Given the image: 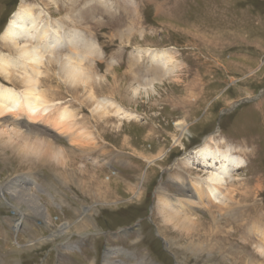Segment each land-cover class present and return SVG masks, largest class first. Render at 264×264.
I'll return each instance as SVG.
<instances>
[{"label": "rangeland", "instance_id": "374dc122", "mask_svg": "<svg viewBox=\"0 0 264 264\" xmlns=\"http://www.w3.org/2000/svg\"><path fill=\"white\" fill-rule=\"evenodd\" d=\"M79 1L74 12L70 0H0V38L21 4L44 10L46 22L79 28L95 43L84 63L96 100L134 118L109 107L95 113L89 90L58 78L54 65L44 88L73 110L95 144L74 145L33 123L64 149L73 165L66 170L0 141V185L32 184L49 219L14 202L26 214L21 223L0 192V264H104L109 249L120 251L112 258L118 264H264L254 247L264 236V0ZM9 48L0 39V52L15 55ZM147 49H170L174 73L152 64ZM179 122L188 126L180 145ZM210 137L246 165L224 190L227 204L200 209L203 227L180 232L159 215L158 190L191 195L179 178L190 185L207 175L181 158Z\"/></svg>", "mask_w": 264, "mask_h": 264}, {"label": "bare ground", "instance_id": "6f19581e", "mask_svg": "<svg viewBox=\"0 0 264 264\" xmlns=\"http://www.w3.org/2000/svg\"><path fill=\"white\" fill-rule=\"evenodd\" d=\"M76 1L79 0H70L72 11L75 9L72 6L77 3ZM37 8L21 4L0 38L4 46L10 47L9 49L15 52V55L0 52V77L7 83L0 82V141L5 147L6 145L14 147L25 155L36 156L43 162L55 161L64 169L69 170L73 165L72 162H67L64 149L54 143L50 134L42 136L39 134L40 131L37 133V130L32 129L34 128L33 123L41 121L57 133L64 134L74 145L92 147V144H95L94 134L89 132L85 126H81L79 118L78 122L73 110L69 106H64L60 101L52 100V95L44 88V81L54 71V65H57L58 68V78L71 86L79 87L81 85L89 90L91 101L95 100V113L105 114V110H108L109 107L115 108V113L122 118L133 119L134 115L111 100H96L93 87L89 86L94 77L91 74L90 66L84 63L95 52V43L85 42L79 28H69L70 25L66 28L60 22L54 24L46 22L44 17L47 13L42 9H38L36 12ZM67 20L71 24L75 21L70 17H67ZM64 49L67 52L63 55ZM143 53L149 56L152 64L163 67L166 74L174 73L176 64L170 49H147ZM155 70L157 69L155 68ZM158 70L160 69L158 68ZM139 91V88H135L136 94ZM145 92L149 94L147 89ZM176 127L182 135L176 141L180 145L182 138L188 134V126L185 122H179ZM42 134L44 135V133ZM181 162L192 170L196 168L198 171L199 168H202L207 178L192 179L190 185L188 182L185 184L184 180L179 178V182L186 189L183 191H190L191 195L183 193L173 197L164 194L165 192L160 188L159 190L163 192L158 190V194H163L159 195L157 209L166 224L180 232H191V228L197 224L203 227L205 220L201 221L202 219H200V209L212 210V207L222 208L227 204L226 200H229V197L224 194V190L230 180L235 178V172L246 165V159L236 155L231 147L221 148L220 144L210 137L192 153L183 156ZM17 181L8 182L5 186L1 184L2 191L0 190V192L7 204L21 215L23 218L21 223H23L26 214L14 202L21 203L23 201L29 208H33L37 216L48 222L46 207L39 203L37 196L29 188L32 184L28 186L23 182L18 185ZM6 191L10 198L6 196ZM19 224L15 228L16 233L20 228ZM68 228L69 225L65 224L55 234L62 235ZM187 236L191 237L190 234ZM254 247L257 254L264 259V236L261 238L260 244L258 243ZM119 253L118 250H107L104 264H118L112 258Z\"/></svg>", "mask_w": 264, "mask_h": 264}]
</instances>
